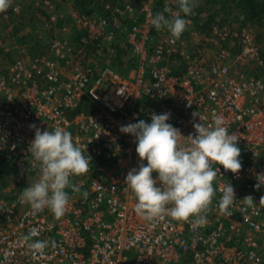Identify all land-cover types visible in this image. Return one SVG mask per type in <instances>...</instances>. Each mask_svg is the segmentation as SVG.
<instances>
[{"label":"built area","instance_id":"1","mask_svg":"<svg viewBox=\"0 0 264 264\" xmlns=\"http://www.w3.org/2000/svg\"><path fill=\"white\" fill-rule=\"evenodd\" d=\"M100 2L101 14L65 18L51 0L36 1L31 11L46 9L38 19L43 28L63 36L37 32L47 56L27 51L0 76V171L10 180L0 198V264H264V187H254L264 173V82L245 72L263 62L252 32L235 24L221 28L215 18L199 33L190 16L186 31L173 40L150 18L165 7L166 16L178 12L175 0H143L137 7ZM21 13L22 4L9 0L0 21ZM72 27L80 33L74 43ZM164 112L183 137L181 147L194 134V122L207 126L214 115L236 134L241 170L233 174L221 166L212 201L201 213L203 225L194 223L196 217L181 221L167 213L146 221L125 190L128 171L142 162L134 137L119 126L150 122L152 113ZM31 125L68 130L90 161L87 173L70 177L79 191L66 189L70 202L60 219L19 199L39 173L28 151ZM228 182L236 196L231 216L218 209ZM247 195L256 206L240 201ZM33 228L40 233L33 239L55 240L56 246L49 243L43 255L29 250L23 237Z\"/></svg>","mask_w":264,"mask_h":264},{"label":"clouds","instance_id":"2","mask_svg":"<svg viewBox=\"0 0 264 264\" xmlns=\"http://www.w3.org/2000/svg\"><path fill=\"white\" fill-rule=\"evenodd\" d=\"M179 11L172 12L165 7L162 12L150 18L157 30L166 29L173 40L179 39L191 23L195 0H175ZM9 7V0H0V11ZM182 13V15H181ZM250 28V27H248ZM252 32V31H251ZM253 34V32H252ZM253 36H255L253 34ZM193 117H198L194 112ZM170 112L152 113L151 121L141 119L135 123L119 126V132L134 137L136 153L142 162L137 168L128 171L124 184L135 197L134 210L146 221H152L162 214L172 219L188 221L196 217L194 223H206L204 213L215 193L213 182L224 170L238 174L242 164L241 150L237 145L236 134H229L223 117L214 115L207 126L194 122V134L187 137V145L179 146L183 138L178 129L168 123ZM34 139L30 142L29 153L39 163L38 177L20 194L21 203H27L34 211L50 210L56 219L65 215L70 202L66 189L78 192L79 188L70 180L88 172L90 161L79 146L74 144L72 134L62 128L41 131L36 125ZM143 161L147 163L144 164ZM213 164L217 165L213 167ZM153 173L156 174L153 178ZM255 189L264 187V173H258ZM87 196V193H84ZM247 206H256L251 195L242 200ZM264 201L261 197L260 203ZM235 189L230 182L223 185L218 201L221 214L231 216L235 205ZM38 229L33 228L23 237L27 248L44 254L49 243L56 241L33 239L39 237Z\"/></svg>","mask_w":264,"mask_h":264},{"label":"rangeland","instance_id":"3","mask_svg":"<svg viewBox=\"0 0 264 264\" xmlns=\"http://www.w3.org/2000/svg\"><path fill=\"white\" fill-rule=\"evenodd\" d=\"M38 2V0H14V2H19L22 4L23 6V13L19 14V15H14L11 14V18L4 22V24H0V36H2L4 34L3 37H7V35L4 33L5 31V27L9 26V27H15V25H20V28H23V31H26V33L24 35H26V37L28 38V40L25 42V44H20L19 41H16L15 39L11 40V43L8 44L9 47H14L11 45H16L11 51L10 53H6L3 55H0V73L6 70V68L8 67V65H10L12 62L16 61L17 59L22 58V56L24 55V53H27V49L31 46L32 44V39L30 37L31 34H34L35 32H40V31H44L43 37L45 38V35L47 37H52L53 35H57L60 36L59 38H61L63 35L58 32V31H53L52 26L50 28H43V22L39 21L38 19H41V17H44V13L38 12L36 10L31 11L32 8H34V6L32 4H34L35 2ZM117 1V3L121 4L124 1H130L131 3H133V5L135 7L139 6L140 3H142L143 0H114ZM196 3L195 4V9L201 8L204 4L201 3ZM208 0H206L207 2ZM228 0H212V2H209V4L207 3V8L208 10H203L201 13H199L200 17L198 16V19L194 20V22L196 23L194 27V29H197V31L199 33H203L206 32V30L208 31V28H203L202 24L207 16L211 15V13H217L215 16L216 20L220 21V17H221V21H225L227 22V20H233L235 25H238L239 22H237L238 19V12L235 8H233V5L229 2L227 4ZM262 1V0H260ZM25 2V3H24ZM57 3L54 4V8L56 12H60L62 14L63 17L65 18H69L72 13L76 12L75 7H76V0H61V2L56 1ZM43 11H46L45 8H43V6L41 7ZM93 8V7H91ZM233 8V9H231ZM94 9H98V11H100V7H99V3L98 5L94 6ZM36 12L37 15H34L33 13ZM46 13V12H45ZM101 14V12L99 13ZM220 16V17H219ZM34 18H38L33 20ZM229 22V21H228ZM228 22L226 23V26H228ZM68 23V22H67ZM261 23H263L264 25V21H261ZM69 24L73 25L74 22L73 20H69ZM257 24V23H256ZM60 25V24H59ZM221 25H223L221 23ZM54 26V25H53ZM252 26V27H251ZM249 28L250 31L253 32L254 36V40L255 43L258 47V49H261V52L264 53V28H261L260 26L257 27V25L252 24ZM58 27V26H57ZM61 27V25H60ZM73 29V31H72ZM74 29H76L75 27L71 28V33L68 36L69 40L71 42H76L74 40H77L78 36H80V33H77L74 31ZM65 34V33H64ZM18 40V39H17ZM31 48V47H30ZM43 51V52H42ZM236 51V50H234ZM40 52H42L41 54L36 55L35 57H40V56H47L46 53V49L45 50H41ZM263 62V65L261 64H257L255 66H250L247 65L245 66L246 70L245 72L248 73L252 78H255L258 81H262L264 82V59H261ZM10 181V180H9ZM9 181L4 180L5 183V189L10 185Z\"/></svg>","mask_w":264,"mask_h":264},{"label":"trees","instance_id":"4","mask_svg":"<svg viewBox=\"0 0 264 264\" xmlns=\"http://www.w3.org/2000/svg\"><path fill=\"white\" fill-rule=\"evenodd\" d=\"M200 0H195V4L196 3H200ZM209 2H212V0H208L206 2V0L201 1V3H203L204 5L201 8L198 9H193V14L191 16H193V19L196 20L198 19V16L200 17L199 13H201L203 10H208L207 8V3L209 4ZM231 3L233 5V8H235L238 12V19H239V24L238 26H240L241 28H248L250 27L252 24H255L258 26H260L261 28L264 27L263 23H261V21H264V0L260 1V0H228V3ZM99 3V7H100V11H98V9H94L95 5H98ZM93 7V8H91ZM196 7V6H195ZM194 7V8H195ZM231 8V9H233ZM104 9V5L103 3L100 2V0H76V7L75 10L77 13L81 14V15H94V14H99L100 12L102 13ZM217 13H211V15L207 16V18L202 21L203 22V28H208L210 27L211 22L213 21V19H215L218 16H215ZM220 17V16H219ZM229 21V22H228ZM220 26L221 28L226 27V23L228 22L229 26H231L232 24H234L233 20H227V22L225 21H221V17H220ZM221 23L223 25H221ZM257 23V24H256ZM20 25H15V27H9L6 26L5 27V31L4 33L7 35V37H3L4 34L2 36H0V52H2L3 54L6 53H10V51L16 46L9 48L6 44H8V42L12 39H15L16 41H19L20 44H25V42L28 40V38L26 37L25 32L23 31V28H20ZM252 27V26H251ZM207 31V30H206ZM37 32H35L34 34H31L30 37L32 39V44H31V48H28V53L31 56H36L38 54H41L42 52H40L41 50H45L46 47L43 46V43H40L35 34ZM18 39V40H17ZM39 42V43H38ZM6 49H8L6 51ZM2 53H0V55H3ZM263 56V52L261 53ZM264 59V56L263 58ZM6 71H3L0 73L1 75H6ZM1 163V162H0ZM4 189H5V183H4V177H3V173L0 171V198H2V196H4Z\"/></svg>","mask_w":264,"mask_h":264},{"label":"crops","instance_id":"5","mask_svg":"<svg viewBox=\"0 0 264 264\" xmlns=\"http://www.w3.org/2000/svg\"><path fill=\"white\" fill-rule=\"evenodd\" d=\"M51 1H52L54 4L57 3L56 1L61 2V0H51ZM63 1H65V0H63ZM17 3H19V2H17ZM24 3H25V2H24ZM20 4H21V3H20ZM38 12L45 13L42 9H39ZM33 14H34V15H37L36 12H34ZM35 19H38V18H34L33 20H35ZM237 22H239V20H238ZM0 24H2L1 21H0ZM3 24H4V23H3ZM263 28H264V27H263ZM25 33H26V32H25ZM10 43H11V42L9 41L8 44H10ZM8 44H6V45L9 47ZM11 46H15V45H11ZM9 48H11V47H9ZM259 52H260V57L263 58L264 54H263V56H262V54H261L262 52H261V49H260V48H259ZM8 67H9V65H8ZM8 67H7V68H8ZM7 68H6V69H7Z\"/></svg>","mask_w":264,"mask_h":264}]
</instances>
